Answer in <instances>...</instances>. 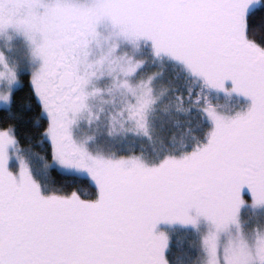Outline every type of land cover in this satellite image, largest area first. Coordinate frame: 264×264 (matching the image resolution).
Segmentation results:
<instances>
[{
    "label": "rangeland",
    "instance_id": "1",
    "mask_svg": "<svg viewBox=\"0 0 264 264\" xmlns=\"http://www.w3.org/2000/svg\"><path fill=\"white\" fill-rule=\"evenodd\" d=\"M260 4L248 0L232 23V37L264 59V49L246 36L247 16ZM223 5L0 0V108L10 106L19 74L29 72L49 120L52 166L89 179L98 190L90 201L45 194L20 158L13 130L0 128L14 200L46 212L75 207L103 225L111 209L124 213L128 202L129 213H141L146 222L141 232L129 227L124 250L132 246L120 254L88 240L87 230L79 241L60 229L18 242L34 226L18 228L0 213V264H172L167 252L185 229L199 246L189 264H264V138L250 143L248 137L234 172L206 192L173 196L175 203L152 206L145 215L132 196L155 178L211 160L258 113L264 116L262 85L215 48L214 16Z\"/></svg>",
    "mask_w": 264,
    "mask_h": 264
},
{
    "label": "trees",
    "instance_id": "2",
    "mask_svg": "<svg viewBox=\"0 0 264 264\" xmlns=\"http://www.w3.org/2000/svg\"><path fill=\"white\" fill-rule=\"evenodd\" d=\"M225 1L227 2L228 0ZM246 36L264 49V0H261L260 6L248 14ZM226 48H219V51L222 56L232 61L238 60L239 62L242 57L247 62H250L253 58V52L241 42L234 41L231 51ZM259 63H261L260 67L245 68L251 82L255 85H262L259 87L258 92L264 103V59H260ZM19 81V87L12 93L10 106L8 108H0V128L2 130H13L19 156L26 162L29 173L41 187L42 192H45V194L47 192V194L77 195L83 200H95L98 197V190L89 179L61 173L52 166L53 146L45 137V133L49 128V120L44 115L43 106L33 88L31 74L29 72H21ZM260 115L258 113L259 117L248 127L244 128L238 136L222 145L211 160H207L192 168L179 169L178 172H171L161 178H155L147 183L145 187L143 186L136 190L132 196L137 197V202L140 204L139 207L145 210L144 215L148 214L147 212H152L150 210L152 206L157 207L161 203L172 204L175 198L180 200L186 195L206 192L213 185L221 183L229 174L233 173L239 162L238 158L241 157L240 152L243 149H248L247 145L244 148L245 140L247 142L248 137L253 136L250 143H257L264 138V116ZM3 167L0 155V213L2 218L15 224L18 228L30 226L39 228V222H41L39 216L42 209L34 203H26L24 200L20 204L16 203ZM141 199L144 200L143 203H141ZM119 201L122 202V200ZM128 204V202L126 204L122 203L124 213H119L116 209H109L111 214H118L120 217V222L118 221L113 225L116 231L114 236L120 243L107 242V245H112L115 252L116 246L123 244L122 241H125L124 244H126L129 227L133 228L132 230H135L136 233L141 232V228L146 225L145 220H139L141 213L138 216L135 213L137 217L129 213L131 208L128 207ZM30 214L36 218L31 217ZM148 216H144V219ZM111 233L108 235L112 236ZM24 235L20 236L17 241L19 242L25 238L26 236ZM96 238L99 239L98 237ZM198 248L195 233L189 229L182 230L181 233L177 234V237L174 236L172 239L167 252L168 261L172 264L192 263L199 255Z\"/></svg>",
    "mask_w": 264,
    "mask_h": 264
},
{
    "label": "flooded vegetation",
    "instance_id": "3",
    "mask_svg": "<svg viewBox=\"0 0 264 264\" xmlns=\"http://www.w3.org/2000/svg\"><path fill=\"white\" fill-rule=\"evenodd\" d=\"M248 2V0H246ZM226 1L224 0V5L222 6V8L218 10H216V17L214 16V21L216 19L217 21V16L218 15H223L224 19H226L227 23L224 24L222 29L223 33H220L221 30L218 28H216L215 33H214V37H213V42L215 45L216 50L218 51V53L221 55L219 48H226L227 50L231 51L233 49V44L234 41H237L236 39H234L232 36V23L233 21H238L239 15L242 12V8H244V6H246L247 2L244 4L245 1H241V0H228L226 3ZM236 21V22H237ZM235 28V27H233ZM219 34H222L221 36H219ZM219 36V39H217V37ZM239 42V41H237ZM251 50V49H250ZM252 51V50H251ZM255 55H253V58L250 62H247V60L245 58L240 59V61L238 62V60L233 61L234 63L238 64L241 67H247V68H253V67H257V66H261L259 63L260 59H262L259 56L254 57ZM230 60V59H228ZM258 60V62H257ZM262 62V61H261ZM72 205H74L71 202ZM41 213L39 218L41 219L39 222V228H33L32 231H27L26 233V237L29 236H33L34 234H36V232L40 231H50V230H63L64 233H66L64 236L68 239H76L79 241L80 237L82 238L81 234L82 232L88 234V240H94V242L99 245H101L102 247H106V248H110L112 247V245H107V242H111V243H115L118 244L120 243V241H117V239L114 236V233H116V231L113 228V225L115 223H117L120 219L118 214H111L108 213L106 214V216L108 217L106 220V224H97L95 222H93L94 218L91 217L89 219H85L83 218V215H79L77 213V208L75 207H67L64 206L63 207H58L55 211H51L48 209V212H46L47 208H41ZM47 213V214H46ZM44 219L46 221H44ZM84 220V221H82ZM87 220H91L92 222H88L86 223ZM120 222V221H119ZM124 222V221H123ZM86 223V224H85ZM84 225V226H83ZM82 227V229H81ZM90 229V230H89ZM94 229L97 230L96 232H98V237L99 239H97L96 237H92L91 235L94 234ZM114 230V231H113ZM57 232V231H55ZM112 232V236H109L108 234ZM125 232V231H124ZM123 233V232H122ZM63 235V234H62ZM123 244L116 246V250L122 251L121 254H123L124 252H127L129 250V248L132 246V242L129 244L128 243V248L126 250V244L125 241H122ZM127 243V242H126ZM103 244V245H102ZM124 247V248H123ZM124 250V251H123ZM132 251V250H130ZM134 253L131 254V256Z\"/></svg>",
    "mask_w": 264,
    "mask_h": 264
},
{
    "label": "water",
    "instance_id": "4",
    "mask_svg": "<svg viewBox=\"0 0 264 264\" xmlns=\"http://www.w3.org/2000/svg\"><path fill=\"white\" fill-rule=\"evenodd\" d=\"M242 10H243V8H242ZM227 23V21H226V19H224V17H223V15H218L217 16V26H218V28L221 30V32L220 33H223L222 32V29H224L223 27V25L224 24H226ZM222 34H219V36H221ZM218 36V37H219ZM257 62H258V60H257ZM120 220V219H119Z\"/></svg>",
    "mask_w": 264,
    "mask_h": 264
}]
</instances>
